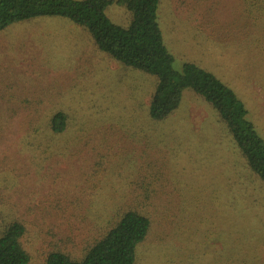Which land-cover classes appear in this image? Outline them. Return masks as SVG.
Masks as SVG:
<instances>
[{
	"label": "rangeland",
	"instance_id": "374dc122",
	"mask_svg": "<svg viewBox=\"0 0 264 264\" xmlns=\"http://www.w3.org/2000/svg\"><path fill=\"white\" fill-rule=\"evenodd\" d=\"M259 9L246 0H160L156 20L172 69L212 74L264 143ZM104 13L130 24L125 7ZM155 86L67 19L0 31V234L24 225L29 264H45L50 252L82 258L131 209L151 222L135 264H264V183L201 96L185 89L176 110L152 120ZM59 111L67 126L53 135L45 122Z\"/></svg>",
	"mask_w": 264,
	"mask_h": 264
},
{
	"label": "trees",
	"instance_id": "16d2710c",
	"mask_svg": "<svg viewBox=\"0 0 264 264\" xmlns=\"http://www.w3.org/2000/svg\"><path fill=\"white\" fill-rule=\"evenodd\" d=\"M160 0H0V31L8 25L37 17H60L85 30L98 51L124 67L139 70L156 79L150 98L149 116L162 121L177 109L181 93L187 89L201 96L225 123L249 169L264 183V143L245 120L242 103L212 74L193 64L181 73L172 69L156 20ZM250 9L264 11V0H246ZM125 7L131 13L128 27L114 25L105 16L108 6ZM250 13V12H249ZM257 13V9H256ZM253 16V15H252ZM259 17L260 14L257 13ZM67 117L53 114L47 123L50 134L64 133ZM150 219L133 209L122 212L80 259L50 252L45 264H135L136 248L149 233ZM25 227L10 223L0 234V264H29L22 239Z\"/></svg>",
	"mask_w": 264,
	"mask_h": 264
}]
</instances>
